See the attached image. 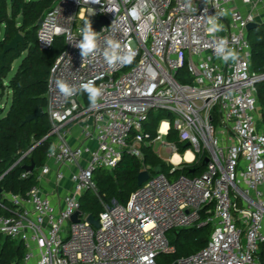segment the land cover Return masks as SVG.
Wrapping results in <instances>:
<instances>
[{
  "label": "built area",
  "instance_id": "built-area-1",
  "mask_svg": "<svg viewBox=\"0 0 264 264\" xmlns=\"http://www.w3.org/2000/svg\"><path fill=\"white\" fill-rule=\"evenodd\" d=\"M211 16L222 25L215 34L207 31ZM102 18L109 25L96 33L97 49L82 57L76 44L85 21L94 25ZM251 24H264V0L56 2L37 32L41 51L59 38L66 46L50 70L46 92L50 130L45 140H54L47 156L57 166L53 189L43 187L48 165L35 168L38 184L25 196L0 187V207L6 211L0 215V240L23 247L20 264H159L177 253L173 232L205 226L212 228L207 245L172 264H264V124L258 121L256 91L264 73L252 68ZM220 38L239 54L236 61L216 57ZM109 39L120 44L121 54H135L131 63L106 61ZM184 69L190 82L179 80ZM57 80L76 93L63 96ZM89 80L102 93L95 107L79 88ZM152 112L169 113L173 121L162 122L157 137L147 141ZM73 126L80 129L78 146L69 141ZM172 130L179 143L189 144L183 154L165 139ZM158 143L171 154L166 163L173 181L144 168L150 179L126 204L100 198L94 183L99 169L114 171L125 154L143 162L142 146L154 149ZM198 164L205 167L201 174L183 173ZM34 173L25 171L22 179ZM67 181L71 186L61 194ZM88 192L103 208L98 229L81 208ZM76 214L79 222L73 223Z\"/></svg>",
  "mask_w": 264,
  "mask_h": 264
},
{
  "label": "trees",
  "instance_id": "trees-1",
  "mask_svg": "<svg viewBox=\"0 0 264 264\" xmlns=\"http://www.w3.org/2000/svg\"><path fill=\"white\" fill-rule=\"evenodd\" d=\"M58 0H0V32L4 28V42H0V56L4 52L7 43H10L18 33H24L23 44L18 51H12L0 59V85L3 79L12 70L14 62L24 53L15 75L10 82L12 93L11 107L3 118L0 119V177L6 174L0 183V187L9 194L25 196L27 192L38 184L37 174L34 173L28 179H22L24 167L32 162L36 168L45 166L48 162V152L53 140L47 137L50 124L47 114L34 121L23 125L27 117L43 110L45 112L47 101L46 92L50 70L62 52V44L54 46L48 51H41L37 46V32L40 22L45 15L53 9ZM20 19V23L18 20ZM250 39V37H249ZM252 46V68L257 73H264V24L256 29V39L250 40ZM184 69L180 74V81L190 82L191 79ZM260 116L264 123V82L257 88ZM146 125L147 141L157 137L158 129L162 122L173 118L169 113L152 112ZM168 141L178 146L183 154L187 147L178 141L176 133L172 130L167 137ZM36 146L30 158L22 165L12 168L20 155L31 147ZM144 161L125 154L118 167L112 172L97 171L94 175V183L100 193L105 196L106 202L117 201L126 204L133 192L138 187L139 174L145 169L152 174L165 173V162H161L150 146H142ZM152 159L156 160L153 164ZM203 164L185 168L183 173L193 177L204 172ZM157 174V173H156ZM166 174V173H165ZM81 208L84 213L99 218L103 211L98 197L93 192L86 193L81 198ZM0 215H6V211L0 207ZM211 226L202 228L183 229L170 235L172 244L177 248L173 256L175 261L201 251L208 243ZM264 250V249H262ZM24 256L22 246L11 240H0V264H20ZM261 259L264 263V251Z\"/></svg>",
  "mask_w": 264,
  "mask_h": 264
},
{
  "label": "clouds",
  "instance_id": "clouds-1",
  "mask_svg": "<svg viewBox=\"0 0 264 264\" xmlns=\"http://www.w3.org/2000/svg\"><path fill=\"white\" fill-rule=\"evenodd\" d=\"M95 3H99V0H93ZM135 15V12H133ZM207 31L210 34H215L222 30V25L217 22L215 16H211L207 20ZM76 47L80 49L82 57H87L93 54L97 49V34L92 28L91 21H85L84 28L82 29V39L76 44ZM120 44L114 40L109 39L107 41V48L104 51V57L106 61L111 65L117 62L123 64H129L134 58V53L129 51L121 54ZM214 52L217 58L222 59L225 63L229 60L236 61L239 54L232 48L228 47L227 40L220 38L214 47ZM56 86L60 93L65 97H71L77 91L74 86H70L63 80H57ZM82 92L87 93L90 105L95 107L97 105L98 98L101 96V89L96 86L93 80H89L82 83L79 86Z\"/></svg>",
  "mask_w": 264,
  "mask_h": 264
},
{
  "label": "rangeland",
  "instance_id": "rangeland-1",
  "mask_svg": "<svg viewBox=\"0 0 264 264\" xmlns=\"http://www.w3.org/2000/svg\"><path fill=\"white\" fill-rule=\"evenodd\" d=\"M18 23H20V19L18 20ZM21 35L24 36V33H21ZM249 37H250L251 41L256 39V29L250 31ZM57 41L58 42H57L56 45L62 44V52H63L65 47H66L65 46V40L62 39V38H59ZM0 42H4V28L0 32ZM8 44L9 43H7V45ZM26 55H27V53H24L20 58H18L14 62L11 72L8 74V76L6 78L3 79L2 86L0 85V119L3 118L4 116H6V114L8 113V111H9V109L11 107V104H12V93H11V90H10V82H11L13 76L15 75L19 65L21 64L23 58ZM185 55H186V58L188 59V54L186 53ZM185 73L187 74V72H185ZM158 113L159 112H154V115H157ZM166 121H169V120H166ZM258 121L259 122L262 121V118L260 116V109H259ZM151 122H152V119L149 120L150 124H151ZM262 123H263V121H262ZM165 139L168 140L167 138H165ZM154 152H155L156 156H158V158L160 159L161 162H163V163L165 162L167 170H165L166 174L165 173H163V174L168 176V178L171 181H173L175 178L170 176L171 165L169 163H166L167 162L166 160L168 158H170L171 154L169 153V151L167 149L163 148L160 143H158V144H156L154 146ZM151 161H152L151 163H153V164L156 162V160H154V159H152ZM98 171H103V172H106V173L107 172H111V171H108L106 169H99ZM153 175H156V173H154ZM70 186H71V184L69 183V181H67L65 183L64 189L62 190L61 194L63 193L64 190L68 191L67 187H70ZM108 203H111V202H108ZM211 233H212V228H211ZM211 233H210V235H211ZM2 240H4V239H2ZM174 262H175V259H174L173 256H171V257H163L162 259H160L158 261L159 264H172Z\"/></svg>",
  "mask_w": 264,
  "mask_h": 264
},
{
  "label": "water",
  "instance_id": "water-1",
  "mask_svg": "<svg viewBox=\"0 0 264 264\" xmlns=\"http://www.w3.org/2000/svg\"><path fill=\"white\" fill-rule=\"evenodd\" d=\"M108 25H109L108 21L105 18H102L98 20L94 25H92V28L96 33H98L102 29V27L108 26ZM259 26H260L259 24H251L248 26V31L250 32L254 29H257ZM23 42H24L23 36L20 33H18L16 37L8 45L5 46L4 52L0 56V59L3 60L5 55L9 52L18 51L19 46L23 44ZM44 115H45V112L43 110H40L34 115L27 117L26 120L23 122V125L34 122V121L36 122L40 118H42ZM186 147H189V144ZM206 164H207V161L204 163V166ZM35 168L36 166L33 162L29 166L24 167L25 171L30 172V173H34ZM156 173L158 174L159 172H156ZM149 179H150V174L148 171L141 172L138 177V187H142ZM1 192H2V189L0 188V193ZM99 196L100 198L105 199V196L102 193H99ZM72 222L73 223L79 222L78 214L73 216ZM88 222L91 225H93L96 229L100 227L99 222L96 220L94 216H90L88 218Z\"/></svg>",
  "mask_w": 264,
  "mask_h": 264
},
{
  "label": "crops",
  "instance_id": "crops-1",
  "mask_svg": "<svg viewBox=\"0 0 264 264\" xmlns=\"http://www.w3.org/2000/svg\"><path fill=\"white\" fill-rule=\"evenodd\" d=\"M53 140V139H52ZM70 144L73 146H78L81 143V134L78 126H73L70 128ZM54 143V140H53ZM53 145V144H52ZM51 168V173L45 178V182L43 183L44 190L46 192H50L53 188V183L55 179V170L56 164L53 162H47V164Z\"/></svg>",
  "mask_w": 264,
  "mask_h": 264
},
{
  "label": "bare ground",
  "instance_id": "bare-ground-1",
  "mask_svg": "<svg viewBox=\"0 0 264 264\" xmlns=\"http://www.w3.org/2000/svg\"><path fill=\"white\" fill-rule=\"evenodd\" d=\"M167 128H168V125L167 124H164L163 126H162V131L163 132H166V130H167ZM192 158H193V156H192V154L190 153V152H188L187 153V160H192ZM180 161V158H179V156H175L174 157V162H176V163H178Z\"/></svg>",
  "mask_w": 264,
  "mask_h": 264
}]
</instances>
